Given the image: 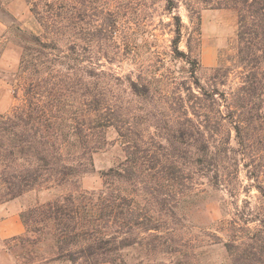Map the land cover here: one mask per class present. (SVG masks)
I'll return each instance as SVG.
<instances>
[{"label":"trees","instance_id":"obj_1","mask_svg":"<svg viewBox=\"0 0 264 264\" xmlns=\"http://www.w3.org/2000/svg\"><path fill=\"white\" fill-rule=\"evenodd\" d=\"M25 1L34 31L0 0V19L21 48L25 96L0 113V204L33 190L71 189L22 213L26 231L7 243L15 264H129L124 254L135 248L145 250L136 263L144 264L175 253L164 240L174 235L168 221L204 181L234 210L206 233L207 245L223 247L228 264H264V0H185L193 24L187 53L179 49L178 3L165 0L174 37L164 54L190 66L182 78L160 73L159 51L138 73L111 67L138 55L130 37L118 36L123 0ZM199 4L238 15L234 45L203 78ZM111 128L125 158L101 172V191L81 190ZM252 189L256 204L239 205ZM187 248L194 256L197 246ZM184 263L179 256L175 264Z\"/></svg>","mask_w":264,"mask_h":264},{"label":"rangeland","instance_id":"obj_2","mask_svg":"<svg viewBox=\"0 0 264 264\" xmlns=\"http://www.w3.org/2000/svg\"><path fill=\"white\" fill-rule=\"evenodd\" d=\"M175 1L178 3L179 8L173 12V15L179 14L182 23L185 25L184 38L179 49L187 53V33L192 30L193 24L185 0ZM165 3V0H123L120 15L121 32H118V36H121L122 39L125 36L130 37L132 45L138 48V55L136 60H126L111 66L119 75H126L132 71L138 73L137 67L139 65L146 67L151 64L153 52L159 51L166 60L165 68L161 69L160 73H165L168 69V72L171 71L179 78L189 76L190 66L184 59L176 60L164 54L170 52V41L174 37L173 32H171L174 27L170 26L172 18L165 9ZM3 4L9 14L20 22L23 27L30 31L36 30V22L30 12V6L25 0H3ZM198 8L200 10L201 32L199 61L202 66V70L198 71V77L203 78L207 69L218 66L221 54L229 51L234 45L238 30V15L232 9L205 8L201 4L198 5ZM20 57L21 48L15 42V37L9 30V25L0 19L1 114L10 111L13 106L21 104L25 99L22 84L18 79ZM102 63L109 66L105 60ZM107 139L108 144L94 155V170L81 178V190L101 191L103 189L101 172L117 166L124 160L125 153L118 141V134L115 129L108 130ZM245 174V172L241 174V180L244 181V184H248ZM70 189L71 187L64 190L59 188L33 190L16 199L0 204V227L5 220L13 218V216L16 218L19 216L18 219L22 222V213L37 202H47ZM258 195L256 189H252L250 196H247L246 192H241L238 204L243 205L245 199H250L252 204H256ZM141 203H143V200H141ZM233 211L230 199L225 192L213 189L204 181L196 191L188 193L183 198L175 217H173V220L168 221L167 227H170V233L174 231V235L166 234L164 240L167 241V245H174L177 252L159 254L150 261L146 260L144 264H175L179 260V256L185 262L184 264H228L225 249L220 245L208 246L209 238L206 233H215L218 224L232 218ZM13 221L11 225L15 224V221ZM12 237H0V250L6 251L13 258L7 248L8 240ZM189 245L197 246V249L194 250V256L191 255L192 250L187 248ZM186 250H189V252H185ZM144 254L145 250L135 248L127 250L124 256L129 264H136L144 257Z\"/></svg>","mask_w":264,"mask_h":264},{"label":"crops","instance_id":"obj_3","mask_svg":"<svg viewBox=\"0 0 264 264\" xmlns=\"http://www.w3.org/2000/svg\"><path fill=\"white\" fill-rule=\"evenodd\" d=\"M1 92V87H0ZM19 216L16 218H8L3 222V225L0 227V237H12V236H19L25 232V226L23 223L18 219ZM15 222H14V221ZM15 224L11 225V222ZM0 264H15L14 259L4 250H0Z\"/></svg>","mask_w":264,"mask_h":264}]
</instances>
